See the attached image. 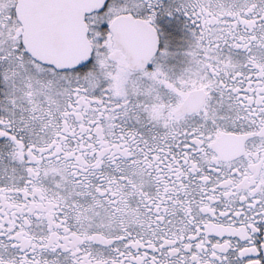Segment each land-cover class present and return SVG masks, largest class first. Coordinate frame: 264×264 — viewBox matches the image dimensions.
Segmentation results:
<instances>
[{
  "label": "snow or ice",
  "instance_id": "1",
  "mask_svg": "<svg viewBox=\"0 0 264 264\" xmlns=\"http://www.w3.org/2000/svg\"><path fill=\"white\" fill-rule=\"evenodd\" d=\"M0 264H264V0H0Z\"/></svg>",
  "mask_w": 264,
  "mask_h": 264
}]
</instances>
